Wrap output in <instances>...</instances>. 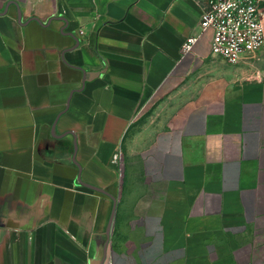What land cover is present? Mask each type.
Instances as JSON below:
<instances>
[{"label": "crops", "instance_id": "0c3cea01", "mask_svg": "<svg viewBox=\"0 0 264 264\" xmlns=\"http://www.w3.org/2000/svg\"><path fill=\"white\" fill-rule=\"evenodd\" d=\"M196 1L0 0V264H264V49Z\"/></svg>", "mask_w": 264, "mask_h": 264}, {"label": "built area", "instance_id": "2783aa9c", "mask_svg": "<svg viewBox=\"0 0 264 264\" xmlns=\"http://www.w3.org/2000/svg\"><path fill=\"white\" fill-rule=\"evenodd\" d=\"M198 33L190 34L182 54L211 33L210 55L233 64L255 60L264 49V0H197Z\"/></svg>", "mask_w": 264, "mask_h": 264}, {"label": "rangeland", "instance_id": "374dc122", "mask_svg": "<svg viewBox=\"0 0 264 264\" xmlns=\"http://www.w3.org/2000/svg\"><path fill=\"white\" fill-rule=\"evenodd\" d=\"M250 69H255V68L254 67L253 68L251 67Z\"/></svg>", "mask_w": 264, "mask_h": 264}]
</instances>
